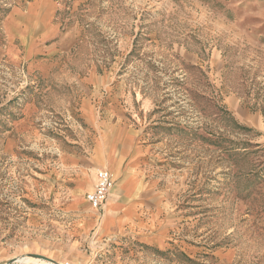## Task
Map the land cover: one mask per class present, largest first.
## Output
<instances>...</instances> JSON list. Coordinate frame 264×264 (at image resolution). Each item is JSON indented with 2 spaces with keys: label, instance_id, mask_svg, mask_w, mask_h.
Masks as SVG:
<instances>
[{
  "label": "rangeland",
  "instance_id": "1",
  "mask_svg": "<svg viewBox=\"0 0 264 264\" xmlns=\"http://www.w3.org/2000/svg\"><path fill=\"white\" fill-rule=\"evenodd\" d=\"M54 1L48 58L0 0V264H264V0Z\"/></svg>",
  "mask_w": 264,
  "mask_h": 264
},
{
  "label": "crops",
  "instance_id": "2",
  "mask_svg": "<svg viewBox=\"0 0 264 264\" xmlns=\"http://www.w3.org/2000/svg\"><path fill=\"white\" fill-rule=\"evenodd\" d=\"M47 6H48V12L47 14H49V22H47V24L50 26L48 27L47 32H45L42 36H38V38L40 37L42 40L45 41H51V43H49V45H45L44 47V52H40L42 53L45 57H52V56H56V55H60L62 53V51L65 50L66 45L69 42V34H67V32L63 33L60 29V23L55 22V18H54V13L57 10V6L55 4L54 0H47ZM54 5V6H53ZM54 7V10L53 8ZM52 14V17L50 18ZM41 23V22H40ZM9 52H3V55L6 56L7 58H9L10 60H14V61H27L29 62L31 59V55H33V53L35 52H21V50L17 49L14 45L9 44ZM20 51V52H19ZM29 57L27 60L26 58ZM106 204V203H105Z\"/></svg>",
  "mask_w": 264,
  "mask_h": 264
},
{
  "label": "built area",
  "instance_id": "3",
  "mask_svg": "<svg viewBox=\"0 0 264 264\" xmlns=\"http://www.w3.org/2000/svg\"><path fill=\"white\" fill-rule=\"evenodd\" d=\"M115 179L110 170L100 168L96 172L94 186L86 192V199L96 210L102 209L104 204L111 197V191L114 187Z\"/></svg>",
  "mask_w": 264,
  "mask_h": 264
},
{
  "label": "water",
  "instance_id": "4",
  "mask_svg": "<svg viewBox=\"0 0 264 264\" xmlns=\"http://www.w3.org/2000/svg\"><path fill=\"white\" fill-rule=\"evenodd\" d=\"M30 256L57 263V261L55 259L47 257V256H44V255H41V254H30Z\"/></svg>",
  "mask_w": 264,
  "mask_h": 264
},
{
  "label": "bare ground",
  "instance_id": "5",
  "mask_svg": "<svg viewBox=\"0 0 264 264\" xmlns=\"http://www.w3.org/2000/svg\"><path fill=\"white\" fill-rule=\"evenodd\" d=\"M29 257H32V256L29 255ZM35 258H36V257H35ZM32 259H33V258H32ZM32 259H31V260H32ZM31 260H30V261H31ZM47 261H48V260H47ZM56 261H57V260H56ZM49 262H51V261H49ZM51 263H54V264H62V263H60V262H58V261H57V263H55V262H51Z\"/></svg>",
  "mask_w": 264,
  "mask_h": 264
}]
</instances>
